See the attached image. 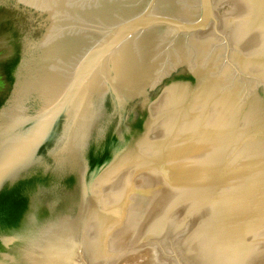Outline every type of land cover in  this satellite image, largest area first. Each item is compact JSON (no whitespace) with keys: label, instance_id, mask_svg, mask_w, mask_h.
<instances>
[{"label":"rangeland","instance_id":"1","mask_svg":"<svg viewBox=\"0 0 264 264\" xmlns=\"http://www.w3.org/2000/svg\"><path fill=\"white\" fill-rule=\"evenodd\" d=\"M132 1L124 0L128 7ZM151 2L139 0L131 20L145 14L192 24L203 14L202 0L193 19L150 13ZM210 2L213 16L203 29L181 32L161 23L133 36L152 34L161 44L153 46L162 59L147 107L149 127L136 148L95 181L99 203L84 229L79 264H264V63L257 60L264 42L236 38L231 0ZM199 33L209 52H217L210 74H222L228 97L200 94L184 110L181 90L187 85L193 93L206 67L192 65L198 42L185 39ZM175 43L192 52L190 58L178 56ZM169 51L175 52L171 61ZM160 151L168 155L164 166L153 164Z\"/></svg>","mask_w":264,"mask_h":264},{"label":"water","instance_id":"2","mask_svg":"<svg viewBox=\"0 0 264 264\" xmlns=\"http://www.w3.org/2000/svg\"><path fill=\"white\" fill-rule=\"evenodd\" d=\"M207 16L186 28L131 20L124 0H0V264H79L93 185L145 137L154 95L156 68L122 85L105 67L140 31Z\"/></svg>","mask_w":264,"mask_h":264},{"label":"bare ground","instance_id":"3","mask_svg":"<svg viewBox=\"0 0 264 264\" xmlns=\"http://www.w3.org/2000/svg\"><path fill=\"white\" fill-rule=\"evenodd\" d=\"M206 1L208 2L210 0H206ZM204 2H205V0H204ZM231 2H232L231 5L233 7L232 9H234L236 11V15H235V11H234L233 14L235 16H234L233 20H231L232 21L231 26L233 27V31L236 30V32H237V33L235 32L236 38L240 37V39H245L248 43L251 42L252 40H254V41L258 40L259 43H261V40L264 42V0H231ZM131 3L134 4V6L133 7L127 6L129 15L132 14L133 9H137L136 7L139 6V0H133ZM131 3H130V5H131ZM195 3H196V0H155V2L150 3V5H149L150 10L148 12H150V13L152 12L155 14L156 12H164L165 11L168 14H175L176 16L179 15V16L186 17V18L190 17L191 19H193L195 16H197V8H196ZM179 4H184L186 6V10H180L178 8ZM209 4H210V7H209ZM209 4H208V9L206 10V12H205V9H203L205 19L208 18V16H207L208 13H209V15H211V17L213 16L211 2ZM158 14H160V13H158ZM199 21H201V19H199ZM199 21H197V22H199ZM181 25H183L186 28L192 26V25H187L184 23L183 24L181 23ZM207 25H208V23H207ZM153 34H154V32H153ZM164 35L166 37L165 33H164ZM204 35H206V34H204ZM137 36L132 37L126 43V45L117 53V56H115L107 64V66L105 67L106 71L104 70L105 73L103 74L104 78L106 79L105 82H111V80H113L117 76L119 65H120L119 78H121L122 85H123V76L130 78L133 75V73L135 72L137 77L140 79L141 78L140 72L148 73L151 69L154 70L156 68V70H157L158 66H160L159 64H160L162 57L157 55V54H159L158 52L156 53L157 50L154 51L153 46L157 45V43H155L156 40L154 41L153 37H151L152 34L147 35V37H144L141 40L139 38H137ZM201 36H202L201 33H199L198 35L185 38V39H189L190 42H193V43H195V41L198 42V44H195V46L193 48V53L195 54V57H193V58H190V54L192 52L191 53L185 52L182 44H180L181 42L175 43L176 46L175 45L173 46L174 48L176 47V53L178 54V56L183 54V57L195 60L196 62L193 63L192 65L200 67L199 62H203L204 66H206L201 71L199 69L201 74L198 75L199 77L196 79V81L198 83L196 85L197 87H195L194 90H192L193 93H190V94L186 93L188 91L184 90V88L187 85L184 86L183 90H181V91H183V94L180 95L181 97L179 96L180 97L179 101H181L179 107H182L184 110L188 106H191L194 99L196 101V98L200 94H202V98H204V96L206 94L210 97V94L215 93L214 95H217L215 98L220 100V101L225 100V98L228 97V95H226L227 92L225 94L222 93V90H223L222 85H224L223 81H225V80H223L222 74H218V75L216 74L215 76L213 75V72L210 74V72L216 68L217 52L216 51L215 52L214 51L209 52L208 41L205 40L206 36H204L203 39L201 38L202 40H200ZM246 37H248V39H246ZM167 38H170V37H167ZM185 39H184V41H185ZM238 41L241 42V40H238ZM158 45H161V44H158ZM158 45L155 46L156 49H161V46L159 47ZM262 47L264 49V46H262ZM260 49H261V51H264L262 48H260ZM262 54H261L262 60L257 59L258 62L260 63V65L262 64V62L264 63V56H262ZM173 55H175V52L169 51V54L166 57L167 60L171 61L174 58ZM241 55L237 58L238 59L244 58V60L246 62L247 57L245 58L244 56L242 57ZM249 57H251L253 59L255 58L254 54L250 55ZM150 60H152V61H150ZM239 61H241V60H239ZM167 63H168V61H167ZM242 63H243V61H242ZM242 63H241V65H242ZM250 68H253V67H250ZM223 69H225V67ZM262 71H264V70H262ZM211 75H213V76L211 77ZM227 80H229V78ZM179 88H175V89L179 90ZM226 89H228V88H226ZM187 90H188V88H187ZM235 91H236L235 89H232V90L229 89L228 92L230 95L233 94L234 97H237V94H236L237 91L236 92ZM94 95H96V94H94ZM215 98H214V100H215ZM160 154L161 155L155 154L156 158H152V159H154L153 164H156V162H157V163H160L164 166L163 163L164 162L166 163L168 155H165V152L163 153V151H160ZM162 157H163V159H162ZM141 254H143V253H141ZM140 256H142V255H140ZM134 257H136V256H134ZM143 257H139V258H143ZM134 260H135V258H134ZM138 261H140V260H138ZM45 264H48V261Z\"/></svg>","mask_w":264,"mask_h":264}]
</instances>
